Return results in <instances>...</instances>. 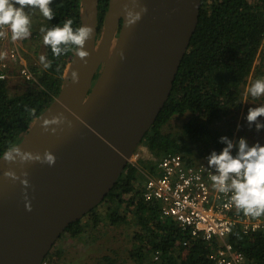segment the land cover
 I'll return each mask as SVG.
<instances>
[{
	"label": "water",
	"instance_id": "95a60500",
	"mask_svg": "<svg viewBox=\"0 0 264 264\" xmlns=\"http://www.w3.org/2000/svg\"><path fill=\"white\" fill-rule=\"evenodd\" d=\"M201 3L108 0L101 26L100 0H81L88 54L74 50L58 95L0 156V264H41L105 200L171 95Z\"/></svg>",
	"mask_w": 264,
	"mask_h": 264
},
{
	"label": "trees",
	"instance_id": "16d2710c",
	"mask_svg": "<svg viewBox=\"0 0 264 264\" xmlns=\"http://www.w3.org/2000/svg\"><path fill=\"white\" fill-rule=\"evenodd\" d=\"M55 16L48 28L61 25L71 18L73 28L81 26V0H52ZM108 0H100L99 25H102ZM264 0H202L197 28L174 81L173 89L142 144L157 159L164 153H181L191 161L197 149L200 154L222 149V132L213 125L222 118L234 117L251 106L243 101L245 87L254 72L264 47ZM45 58L49 67L31 68L36 82H28L22 92L13 93L7 79H0V156L15 146L27 132L34 119L58 95L76 46L55 56L49 45ZM44 66V63H43ZM174 116H186L182 128L174 133L165 127ZM228 136L232 138L231 131ZM218 151V150H217ZM203 155V154H202ZM144 177L138 166L128 163L115 186L100 203L66 229L72 238H83L100 230L105 223L135 226L128 257L123 264H216L209 254L216 247L211 242L192 237L178 223L161 216L158 202L142 196ZM122 205L124 209L120 210ZM132 218L129 219V215ZM104 223V224H105ZM100 227V228H99ZM230 240L248 258L264 264V231L244 234L237 230ZM62 249L57 252L61 255ZM158 253L159 258L155 259ZM54 251L47 258L52 260ZM118 257L103 255L102 264H116Z\"/></svg>",
	"mask_w": 264,
	"mask_h": 264
},
{
	"label": "built area",
	"instance_id": "2783aa9c",
	"mask_svg": "<svg viewBox=\"0 0 264 264\" xmlns=\"http://www.w3.org/2000/svg\"><path fill=\"white\" fill-rule=\"evenodd\" d=\"M0 41H6L0 49V79L5 80L10 76L11 61L22 55L19 44L11 38L10 27L0 26ZM20 62L18 74L27 82H36L35 71ZM246 115L242 113L244 119ZM234 132L233 139L246 137L240 128ZM138 157L137 149L129 163L140 168ZM212 174L205 161H191L181 153L167 152L156 160V165L146 170L141 196L146 201L158 202L161 216L176 221L192 237L212 241L216 247L209 257L216 264H259L236 249L230 236L237 230L244 234L264 231V214L252 217L237 209L230 201V193H220L213 188ZM158 258L157 253L155 259ZM41 264H50V261L46 257Z\"/></svg>",
	"mask_w": 264,
	"mask_h": 264
},
{
	"label": "clouds",
	"instance_id": "9594fccd",
	"mask_svg": "<svg viewBox=\"0 0 264 264\" xmlns=\"http://www.w3.org/2000/svg\"><path fill=\"white\" fill-rule=\"evenodd\" d=\"M51 3L52 0H0V26L10 27L13 40L27 37L31 18L26 6L38 8L44 17L52 20L55 14ZM72 25L73 20L69 18L62 26L41 28L43 42L50 46L55 56L69 51L71 46H76L81 58L88 54L84 45L91 38L92 27L84 25L74 29ZM40 60L45 68L51 64L44 56ZM72 75L74 80L78 79L75 72ZM249 91L252 97L264 95V79H256ZM245 119L249 128L264 131V105L250 108ZM219 142L224 145L222 149H213L206 156L208 168L213 173L210 176L213 188L220 193H230V201L245 215L261 216L264 214V144L250 143L244 136L233 139L227 135H221Z\"/></svg>",
	"mask_w": 264,
	"mask_h": 264
},
{
	"label": "rangeland",
	"instance_id": "374dc122",
	"mask_svg": "<svg viewBox=\"0 0 264 264\" xmlns=\"http://www.w3.org/2000/svg\"><path fill=\"white\" fill-rule=\"evenodd\" d=\"M31 9V7H29ZM36 10V15L38 18L42 19L45 17L40 13L38 8H33ZM47 22L49 20L45 19ZM40 26V23H36L33 25V30H36ZM48 29V27H47ZM31 31V32H32ZM35 35H33L31 38L34 41ZM17 42L19 41L16 39ZM39 41V40H37ZM27 46H29L30 42L27 40ZM44 43V42H43ZM6 45L5 42H1V48ZM39 50L37 53L34 54L33 58L28 57L27 54H22L21 52V58H18V68L21 64L20 60L26 63L29 67L32 65H36L38 69L42 70L43 62L40 60L41 56L46 55L47 47L46 44L44 46H38ZM264 51V47L262 49ZM261 56L257 60V64L261 65L260 67H256L254 72L249 77V83L245 87L243 101L245 106H251L256 107L259 105H264V95L260 97H252L250 95V87L252 83L256 79H264V57ZM20 59V60H19ZM11 65V64H10ZM13 71H16V65L13 64ZM10 68V67H9ZM8 84L11 89V92L17 93L22 92L26 89L28 82L23 77H21L19 74H17V77L9 78ZM244 107V106H243ZM239 111L237 115L234 117H231V115L227 116L226 118H222L215 122L213 125L214 131L222 132L223 135H227L231 131L232 135L235 134V130L240 128V132L244 134L247 139L251 143H255L259 141L260 143L264 144V131L257 132L254 127L249 128L248 123L246 119L242 117V113H246L243 109ZM186 117V116H185ZM185 117H179L174 116L170 120V124H168L165 129L167 131H172L174 133L178 132L183 125V121L185 120ZM240 125L241 127H237V125ZM212 149H216L215 147H211ZM218 151L219 148L217 149ZM139 157L137 159V163L139 165V171L141 175L145 179V173L147 169H150L152 166L156 165L157 157L147 149V147L144 144H141L138 148ZM210 152L203 150V155L200 154L198 147L194 151V154L192 156H196V159L198 161H205L206 156ZM108 205L107 202H104L101 204V206L98 208L99 210H104V208ZM124 205H122L120 210H123ZM129 219L132 218V214L129 215ZM106 220H104V223ZM102 224L103 226L100 228V230L94 232H89L83 238H72L69 233L65 232L55 243L53 246L52 251H54V257L52 258L50 264H102L100 262V258L103 255H112L115 257H118V260L116 264H123L122 258L127 256L128 257V251L131 249L132 245V236L134 234L135 226L130 224H120L118 226H111L110 224ZM59 249H62L63 252L61 255H58ZM50 261V260H49Z\"/></svg>",
	"mask_w": 264,
	"mask_h": 264
},
{
	"label": "crops",
	"instance_id": "0c3cea01",
	"mask_svg": "<svg viewBox=\"0 0 264 264\" xmlns=\"http://www.w3.org/2000/svg\"><path fill=\"white\" fill-rule=\"evenodd\" d=\"M26 10L28 11V14L30 15V18H31L30 34L27 37L18 39L19 41L17 43L19 44V46L21 48V52L23 55L27 54V55H29L28 57L33 58L34 54L37 53V51L39 50L38 46L42 47L45 44V43H43L44 33L41 32V28L43 27V28H45V30H47L49 22H47L45 20L46 17H45V19L44 18H42V19L38 18L36 15L35 9H33V8L29 9V7L26 6ZM38 22L40 23V26L36 30L32 31V29L34 28L33 25L38 23ZM33 35H35L34 41L31 38ZM27 40L30 42L29 46H27V42H26ZM37 40H39V41H37ZM0 49H1V41H0ZM0 62H1V57H0ZM13 64L16 65V69H17L16 71H13V67H12ZM9 73H10V76L7 78V80L9 78L17 77V74H18V61L17 60L11 61Z\"/></svg>",
	"mask_w": 264,
	"mask_h": 264
},
{
	"label": "flooded vegetation",
	"instance_id": "af4514ba",
	"mask_svg": "<svg viewBox=\"0 0 264 264\" xmlns=\"http://www.w3.org/2000/svg\"><path fill=\"white\" fill-rule=\"evenodd\" d=\"M101 26H102V25H101ZM96 77H97V76H96ZM96 77H95V79H96ZM250 143H251V142H250ZM103 202H104V201H103ZM103 202H102V203H103ZM105 202H107L106 199H105Z\"/></svg>",
	"mask_w": 264,
	"mask_h": 264
}]
</instances>
